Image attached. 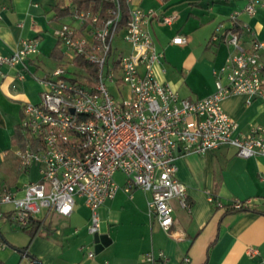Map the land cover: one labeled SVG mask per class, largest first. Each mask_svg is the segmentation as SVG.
I'll list each match as a JSON object with an SVG mask.
<instances>
[{
  "label": "built area",
  "instance_id": "obj_1",
  "mask_svg": "<svg viewBox=\"0 0 264 264\" xmlns=\"http://www.w3.org/2000/svg\"><path fill=\"white\" fill-rule=\"evenodd\" d=\"M120 2L113 0L103 17L75 8L72 16L81 29L69 23L54 28L66 62L36 77L42 86L41 98L24 103L20 127L27 140L15 150L20 170L28 172L36 164L41 178L14 190L0 187V218L25 226L30 217L36 218L44 210L69 216L76 197H81L91 212L88 231L99 234V209L121 188L115 180V174L121 172L123 189L140 188L149 193L150 212L164 230L171 231L175 221L172 200L177 199L185 209L191 207L187 186L176 176L178 150L205 152L230 145L240 157L264 155V124L239 132L238 122L223 106L232 95H245L248 103L255 98L264 101V39L254 37L245 23L244 30L251 34L248 45L237 31L215 33L213 40L225 42L233 50L217 73L216 90L191 100L156 74L164 53L157 48L148 24L155 17L171 24L173 16L130 8V19L120 27ZM263 6L264 0H248L244 10L253 15ZM230 19L234 26L236 15ZM118 36L128 48L116 58ZM172 42L186 44L188 37L176 35ZM39 43V37L22 39L13 53L0 54V65L23 63L39 52ZM78 59L91 64L95 75ZM67 64L88 73L69 81ZM110 83L116 85L114 90ZM208 198L223 208L251 207L248 199L225 205L212 194ZM145 257L154 264H169L163 251H149Z\"/></svg>",
  "mask_w": 264,
  "mask_h": 264
},
{
  "label": "crops",
  "instance_id": "obj_2",
  "mask_svg": "<svg viewBox=\"0 0 264 264\" xmlns=\"http://www.w3.org/2000/svg\"><path fill=\"white\" fill-rule=\"evenodd\" d=\"M247 2L131 0L129 6L153 10L159 17L173 16L171 24L157 17L148 24L157 48L164 53L156 74L182 97L196 100L216 90L217 73L233 48L212 37L233 27L232 16L248 25L254 37L264 39V6L250 15L244 10ZM90 5L86 11L105 15L102 2ZM75 8L79 7L74 0H0V54L13 53L22 39L40 38L37 54L14 66L0 65V187L14 190L41 178L40 173L34 176L30 173L33 168L21 171L15 154L16 148L27 140L20 127L23 105L26 101H40L42 86L36 77H43L66 60L53 30L65 23L81 29L72 16ZM251 34L246 30L241 34L244 45H248ZM176 35L188 37V42L173 43ZM203 43L205 48L199 50L197 47ZM177 46L195 52L198 49L199 56L193 55L189 61V74H178L167 58L166 51ZM195 71L202 74V82L195 77ZM223 80L226 82L225 76ZM223 106L238 122L239 132L264 124L261 99L248 103L245 95H232L224 100ZM176 164V176L187 186L191 207L185 209L177 199L172 200L175 221L171 231L164 230L150 212L151 195L140 188L125 191V176L117 172L115 180L121 188L99 209L104 213H100V234L110 239L100 254L94 252L93 257L89 256L95 241L88 231L91 212L81 197L69 216L44 210L36 217L43 226L29 242L28 251L41 264H154L145 257L149 251H163L169 264H264V155L244 158L237 155L235 147L224 145L205 152L178 150ZM210 194L225 205L248 199L251 207L246 210L219 207L209 201ZM81 205L86 208V216L76 218L72 227L71 221L62 217L76 216L75 209ZM0 247L6 245L0 241ZM186 257L189 261L184 260ZM27 264L35 262L29 260Z\"/></svg>",
  "mask_w": 264,
  "mask_h": 264
},
{
  "label": "rangeland",
  "instance_id": "obj_3",
  "mask_svg": "<svg viewBox=\"0 0 264 264\" xmlns=\"http://www.w3.org/2000/svg\"><path fill=\"white\" fill-rule=\"evenodd\" d=\"M161 24L163 25V27L166 26V24H163V23ZM127 46L128 44L121 38V36H118L115 41V45H114V56L117 58L123 51V48ZM197 48L199 50H202L203 48H205V44L198 46ZM198 49H196V52H195V50H192V49L191 50L187 48L183 49V47L181 48V46H177V48H174V49L169 48L166 51L167 58L171 61L172 65H175V69L178 74H181V73L189 74L191 71V67L189 66L190 64L189 61L192 59L193 55L195 57L199 56ZM65 62L66 60L64 61V63ZM67 65H68V72L65 74V77L69 81L85 77L88 73L87 70H83L82 68L78 66H74L71 64H67ZM194 75L200 82H202V77H203L202 74H197L195 71ZM109 85L111 89L113 90L116 88V85L113 83H110ZM122 89L125 93V91L127 90V87L124 86ZM32 168H31L32 170L30 173H32L33 176L34 174L39 173V168L36 164L33 165ZM118 180H121V179H118ZM76 200H77V205H78V201H79L78 197H76ZM99 212L101 213V215L104 214L102 211H99ZM75 214L76 216H73L71 218H66V217H62V218L66 221L67 220L71 221L72 227H74V225H76L77 223L76 218L82 219L86 216V208L82 205L76 207ZM0 231L5 237V239L8 240V242L13 244L14 246H17V247L29 246V242L31 241V237L29 233L15 226L9 220L0 218ZM91 238L93 240V237ZM93 246H94V252L96 255L100 254L105 249V247L100 249V246L96 245L95 242ZM0 259L4 260L8 264H27L29 262L28 257L23 256V254L20 251L14 249L10 245H7L6 247H0Z\"/></svg>",
  "mask_w": 264,
  "mask_h": 264
},
{
  "label": "trees",
  "instance_id": "obj_4",
  "mask_svg": "<svg viewBox=\"0 0 264 264\" xmlns=\"http://www.w3.org/2000/svg\"><path fill=\"white\" fill-rule=\"evenodd\" d=\"M74 1H76L78 3L79 9H83V10L88 9L91 6L90 5L91 3H95V4L99 5L100 2H102L104 9H107V8L113 6V0H74ZM120 4H121V11H122V20H121L120 27H123L127 24V21L131 17L130 6L126 0H121ZM231 30L237 31L240 34H242L243 31H245L243 26H242V22L240 20H235L234 26L231 28ZM78 62H79V64H82L87 69H90L92 71L93 75H95V68H93V66L91 64H88L83 59H78ZM240 210H246V209H240ZM42 226H43V222L41 220L34 218V217H30L27 225L19 226V228L28 232L30 237H31V241H32L34 239V237L40 232ZM0 241H2V243H4L6 246L10 245L14 249L20 251L23 254V256L28 257L29 260H32L33 262L38 260V258L36 256L32 255L28 251L29 246H26V247L14 246L10 242H8V240L5 239V237L3 236L1 231H0ZM0 264H7V263L4 260L0 259Z\"/></svg>",
  "mask_w": 264,
  "mask_h": 264
},
{
  "label": "water",
  "instance_id": "obj_5",
  "mask_svg": "<svg viewBox=\"0 0 264 264\" xmlns=\"http://www.w3.org/2000/svg\"><path fill=\"white\" fill-rule=\"evenodd\" d=\"M94 241L96 243V245L100 246V249L107 246L110 242V239L103 234H95L94 235ZM35 264H41V262L39 260L35 261Z\"/></svg>",
  "mask_w": 264,
  "mask_h": 264
}]
</instances>
